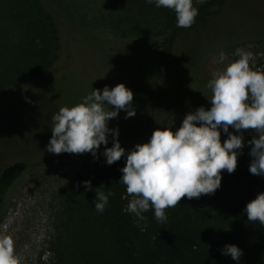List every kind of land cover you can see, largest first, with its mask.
Returning <instances> with one entry per match:
<instances>
[{"label": "rangeland", "instance_id": "374dc122", "mask_svg": "<svg viewBox=\"0 0 264 264\" xmlns=\"http://www.w3.org/2000/svg\"><path fill=\"white\" fill-rule=\"evenodd\" d=\"M176 2L44 0L57 25L59 56L51 68L25 82L14 81L6 65L13 60L14 45L24 41L23 27L0 6V80L9 84L0 92V173L16 161L30 165L0 221V264L65 263L73 247L104 264H123L112 239L104 183L88 172L93 163L173 131L200 111L224 109L256 128L236 97V83L237 77L247 80L264 59V38L216 48L201 62L204 90H195L183 104L162 100L170 80L165 65L158 62L162 75L155 70L158 50L150 45L170 22L184 17L176 12ZM244 3L245 23L264 27V0ZM119 129L122 136L100 147L61 156ZM193 209L203 247L226 254L227 264H264V239L249 229V199L238 187ZM238 231L250 236L253 258L234 252ZM85 257L81 264H87Z\"/></svg>", "mask_w": 264, "mask_h": 264}, {"label": "trees", "instance_id": "16d2710c", "mask_svg": "<svg viewBox=\"0 0 264 264\" xmlns=\"http://www.w3.org/2000/svg\"><path fill=\"white\" fill-rule=\"evenodd\" d=\"M43 1L0 0V6L23 27L24 41L12 46L13 60L6 64L14 81L36 78L58 59L57 25ZM243 3L202 0L195 5L191 0H177L176 12L184 17L169 21L170 29L151 39L150 45L158 50L155 70L159 63L165 65L170 80L162 100L173 98L183 104L188 96L194 97L195 90H204L201 62L216 48L264 38V27L245 23ZM255 68L247 80L237 77L236 97L256 128L224 109L200 111L175 130L155 134L142 145L121 148L96 160L88 170L104 183L112 239L123 264H227L226 254L203 247L194 231L193 208L222 199L233 187L249 199V229L264 239V135L260 133L264 132V59ZM7 83L0 80V92ZM202 99L221 107L224 103L207 95ZM145 105L146 101L140 111ZM123 133L121 129L109 132L99 143L77 146L61 156L90 151ZM29 168L28 162L16 161L1 171L0 221ZM237 234L234 252L253 258L250 236ZM78 254L85 260L87 256V264H104L93 253L75 247L67 254L68 261L58 259L57 264H81L85 260L77 259Z\"/></svg>", "mask_w": 264, "mask_h": 264}]
</instances>
